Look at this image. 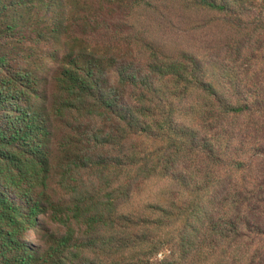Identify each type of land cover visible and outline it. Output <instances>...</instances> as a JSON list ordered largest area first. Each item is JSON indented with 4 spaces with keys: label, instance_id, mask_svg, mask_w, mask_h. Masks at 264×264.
Returning <instances> with one entry per match:
<instances>
[{
    "label": "trees",
    "instance_id": "trees-1",
    "mask_svg": "<svg viewBox=\"0 0 264 264\" xmlns=\"http://www.w3.org/2000/svg\"><path fill=\"white\" fill-rule=\"evenodd\" d=\"M169 2L221 15L223 58L147 31L121 47L123 18ZM255 7L0 0V264H264V67L239 64Z\"/></svg>",
    "mask_w": 264,
    "mask_h": 264
},
{
    "label": "rangeland",
    "instance_id": "rangeland-1",
    "mask_svg": "<svg viewBox=\"0 0 264 264\" xmlns=\"http://www.w3.org/2000/svg\"><path fill=\"white\" fill-rule=\"evenodd\" d=\"M159 6L158 10L150 8L144 10L137 7L128 20L123 18V40L121 39L123 49L129 48L126 35L129 33L136 35L140 31H147L146 35L149 39L156 41L170 53L188 51L200 58L216 55L223 58L226 50L225 43L235 33L224 23L221 15L214 12L199 14L192 12L190 15L186 13L182 16L181 9L174 2L159 4ZM243 18L239 37L245 29L249 30L252 37L248 42L245 41L247 49L239 64L249 66L251 69L264 67V40L257 43L259 34L264 32V8L255 7L247 10ZM113 44L116 45V43ZM252 47L253 57L248 56ZM35 239L36 237L30 233L29 240L32 246Z\"/></svg>",
    "mask_w": 264,
    "mask_h": 264
}]
</instances>
